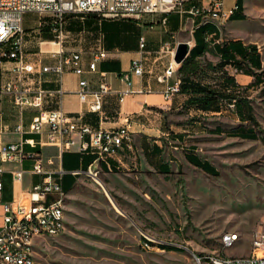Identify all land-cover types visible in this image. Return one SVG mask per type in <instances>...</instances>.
Masks as SVG:
<instances>
[{
	"label": "rangeland",
	"instance_id": "374dc122",
	"mask_svg": "<svg viewBox=\"0 0 264 264\" xmlns=\"http://www.w3.org/2000/svg\"><path fill=\"white\" fill-rule=\"evenodd\" d=\"M243 13L235 30L255 44L264 69V0H244ZM199 76L214 80L212 72ZM245 94L261 131L256 140L208 132L215 125L227 131L239 124L231 107L170 116L189 125L182 132L185 142L193 143L215 175L188 168L167 177L99 174L93 181L81 174L64 198L65 229L37 241L34 264H194L192 254H247L249 233L264 211V80ZM190 116L196 120L188 121ZM232 231L238 241L222 248L220 234ZM143 236L155 243L141 247ZM164 242L180 250L161 249Z\"/></svg>",
	"mask_w": 264,
	"mask_h": 264
},
{
	"label": "crops",
	"instance_id": "0c3cea01",
	"mask_svg": "<svg viewBox=\"0 0 264 264\" xmlns=\"http://www.w3.org/2000/svg\"><path fill=\"white\" fill-rule=\"evenodd\" d=\"M193 1L205 5L208 0ZM239 1L243 13L244 0ZM232 2L233 0H224L223 9L228 10ZM161 17L160 13H151L141 15L139 18L109 20L99 18L93 13H68L60 22L63 38L57 42L54 39L53 17L36 13L22 15L23 59L32 63L36 70L40 66L52 64L54 53L63 50L77 52L80 55L81 64L85 69L82 77L90 88L97 87L100 82L99 73H102V81L106 84L108 92L101 96L100 109L95 112L88 109L86 102L78 100L75 91L79 77L71 72H66L60 77L58 84L62 90L60 96L54 92L57 83L49 73H34L25 84L38 85L50 91V95L43 103L42 108L45 110L60 108L93 130L126 127L130 137L129 148L108 158L109 169L101 163L100 174L105 178L118 172L133 175L152 172L167 177L188 168L199 169L194 163L207 161L199 157L192 142H185L182 132H186L185 129L189 128V125H182L170 119L171 115H180L177 111L180 110L185 95L173 93L168 99L163 98L165 87L175 80L176 65L172 67L173 72L169 77L160 78L172 56L167 53H156V49L164 41H187L190 49L194 43L192 32L202 24V17H186L171 12L165 16L163 23ZM243 20L225 19L218 22L210 19L202 37L208 42V46L229 39L239 40L243 45L248 44L250 42H244V36L235 30L236 23ZM140 37L144 43L142 49L138 46ZM96 49L105 51L106 56L96 63L94 72H87L86 65ZM208 56L217 59L211 50L204 51L198 58L208 59ZM137 58L142 62V72L139 76L133 75L130 69L131 60ZM12 66L11 61L0 64V85L14 78ZM234 72L228 73L233 75L238 84L245 85L250 82V76L237 73L235 70ZM124 74L130 82L128 86L130 91L119 100V91L126 88L122 79ZM191 113L196 112L189 110L187 114ZM34 114L35 110L31 108L17 110L12 105L10 97L0 93V140L3 143H15L20 139H31L34 143L32 147L23 145L24 150L32 152L34 156L24 158L19 164L4 165L0 202L18 198L40 180L39 175L30 172L33 157H40L44 168L54 170L61 168L63 174L60 182L65 197L81 175H74L71 172L83 171L88 164V154L71 151L59 153L54 145L44 144L42 136L30 133L27 128ZM16 125L20 126V133L14 131ZM190 158L193 161L190 162ZM16 168L22 171L20 182L10 179L9 171ZM63 220L64 230V204ZM43 238L34 240L33 252L37 241Z\"/></svg>",
	"mask_w": 264,
	"mask_h": 264
},
{
	"label": "built area",
	"instance_id": "2783aa9c",
	"mask_svg": "<svg viewBox=\"0 0 264 264\" xmlns=\"http://www.w3.org/2000/svg\"><path fill=\"white\" fill-rule=\"evenodd\" d=\"M224 0H208L205 5L193 0H0V64L13 62L11 72L14 78L0 85V93L8 95L12 105L17 109L31 108L35 114L28 124V131L43 137V143L54 145L58 152L71 151L88 153L92 160L83 171L91 172V179L96 181L101 172V163L110 168L108 158L130 145V137L126 127L93 130L86 124L78 122L74 117L61 111L60 108L43 109L44 100L50 91L38 85L25 84L34 73H49L57 87L54 92L61 95L59 81L62 74L71 72L79 77L76 96L80 102H86L90 111H99L101 96L108 92L102 81L96 88H90L83 78L85 69L77 52L58 50L54 54L53 63L40 66L38 70L32 63L23 59V29L21 18L24 13L49 15L54 19V39L60 42L63 34L60 22L68 13H93L102 19L118 20L123 18H139L144 14L160 13L161 22L171 12L186 17L211 16L216 21L227 19L235 8L234 0L228 10L223 9ZM178 42L164 41L156 49V53H167L172 56ZM187 43V42H186ZM143 38L138 46L143 48ZM106 56L105 51L96 49L86 65L87 72H94L98 61ZM176 65L172 60L168 63L160 78L169 77ZM131 73L139 76L142 62L139 58L130 62ZM126 88L119 91L118 99L130 91L127 75H122ZM178 79L167 85L162 93L168 99L177 93ZM89 96V98H88ZM14 131L21 132L19 125ZM1 133V130H0ZM85 137V139H83ZM34 146L31 139H20L15 143H3L0 140V197L2 192V173L7 163L19 164L24 158H30L32 152L25 151L23 145ZM30 172L40 176V180L32 184L16 199L2 201L0 217V264H34L33 242L37 238L58 235L64 228L63 204L65 193L60 186L63 171L44 168L40 157H33ZM83 171H72L71 174H83ZM11 181L20 182L22 171L18 168L9 171ZM153 238L143 236L140 246L149 248ZM222 248L231 247V234H220ZM164 244H167L164 242ZM194 264H264V211L257 218L249 233V251L244 255H228L209 252L192 254Z\"/></svg>",
	"mask_w": 264,
	"mask_h": 264
},
{
	"label": "trees",
	"instance_id": "16d2710c",
	"mask_svg": "<svg viewBox=\"0 0 264 264\" xmlns=\"http://www.w3.org/2000/svg\"><path fill=\"white\" fill-rule=\"evenodd\" d=\"M234 4L235 8L227 16V19H244L245 16L241 12L240 1L234 0ZM209 21L210 19L207 17H202V24L192 32L193 45L175 69L176 78L178 79L176 92L185 95V99L177 113L187 114L189 110L198 113H216L222 107H231L239 124L227 131H223L219 126L215 125L212 129H208V132L212 134L223 133L226 136H234L245 140H256L259 138L258 133L261 131L256 129L257 122L245 91L249 87L261 84L264 80V69L261 66L260 55L255 44L248 43L243 45L236 39H229L208 46V42L204 41L202 35L206 32ZM207 50H211L217 57L215 63L207 60L201 62L199 60L198 57ZM226 66L233 68L237 73L250 76V82L245 85L238 84L233 75L225 70ZM205 72H212L214 80L211 82L202 80L199 74ZM191 120H196V117L190 116L188 121ZM179 123L181 124V122ZM88 155L89 163L92 160V156ZM191 161L193 160L190 158ZM194 165L205 173L216 174L213 167L205 160L200 163H194ZM160 248L180 250L167 244H161Z\"/></svg>",
	"mask_w": 264,
	"mask_h": 264
},
{
	"label": "water",
	"instance_id": "95a60500",
	"mask_svg": "<svg viewBox=\"0 0 264 264\" xmlns=\"http://www.w3.org/2000/svg\"><path fill=\"white\" fill-rule=\"evenodd\" d=\"M189 46L186 42H178L172 54V61L178 65L187 55Z\"/></svg>",
	"mask_w": 264,
	"mask_h": 264
},
{
	"label": "bare ground",
	"instance_id": "6f19581e",
	"mask_svg": "<svg viewBox=\"0 0 264 264\" xmlns=\"http://www.w3.org/2000/svg\"><path fill=\"white\" fill-rule=\"evenodd\" d=\"M203 17H208V18L212 19L211 16H203ZM83 173L86 174V175L91 176V172L90 171H84ZM223 234H231V246L234 245L239 239V234L237 232H234V231L225 232ZM152 243H155V240H152Z\"/></svg>",
	"mask_w": 264,
	"mask_h": 264
}]
</instances>
